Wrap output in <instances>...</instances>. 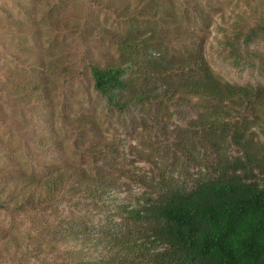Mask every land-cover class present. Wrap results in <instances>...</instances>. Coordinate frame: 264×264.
<instances>
[{"label": "rangeland", "instance_id": "rangeland-1", "mask_svg": "<svg viewBox=\"0 0 264 264\" xmlns=\"http://www.w3.org/2000/svg\"><path fill=\"white\" fill-rule=\"evenodd\" d=\"M260 2L0 0V170L5 173L0 182L74 166L108 175L119 198L135 201L155 183L191 185L213 176L218 154L241 157L228 128L246 129V139L263 154L264 104L191 98L177 106L131 107L122 114L94 89L86 65L116 56L114 45L100 39L103 29L153 31L181 35L167 51L203 56L220 81L264 89V71L246 59L234 65L225 46L234 24L254 26L246 3L253 8ZM130 7L136 14L153 8L164 14L147 21L138 17L136 28L118 18ZM249 49L264 53V35ZM30 80L45 82L48 92L17 95L16 87ZM100 219H93L94 227L103 225ZM57 223L53 213L0 209V264H63L45 246L51 241L45 228ZM15 237L19 245L12 243Z\"/></svg>", "mask_w": 264, "mask_h": 264}, {"label": "trees", "instance_id": "trees-1", "mask_svg": "<svg viewBox=\"0 0 264 264\" xmlns=\"http://www.w3.org/2000/svg\"><path fill=\"white\" fill-rule=\"evenodd\" d=\"M247 5L254 26L234 24L225 46L234 65L246 59L264 71V53L249 49L264 35V2ZM162 12L153 8L136 14L130 7L118 18L137 28L139 19L155 20ZM99 35L114 45L116 56L86 65L94 89L113 111L177 106L191 98L264 104V89L224 83L203 56L167 51L171 40L182 41L181 35L108 29ZM16 90L19 96L48 92L39 80L25 81ZM245 130L226 129L241 157L218 154L214 175L191 185L155 183L152 192L132 201L117 196L108 175L67 166L42 177L19 174L0 182V209L53 213L58 225L45 228L51 239L45 246L63 264H264V153L246 139ZM4 174L0 170V177ZM96 217L103 225L93 226ZM17 240L11 239L19 245Z\"/></svg>", "mask_w": 264, "mask_h": 264}]
</instances>
